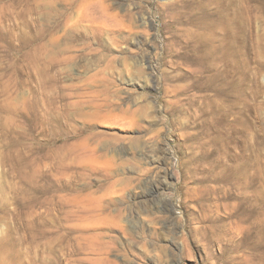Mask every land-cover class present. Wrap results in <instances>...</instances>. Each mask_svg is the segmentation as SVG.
Instances as JSON below:
<instances>
[{"label": "rangeland", "instance_id": "1", "mask_svg": "<svg viewBox=\"0 0 264 264\" xmlns=\"http://www.w3.org/2000/svg\"><path fill=\"white\" fill-rule=\"evenodd\" d=\"M263 221L264 0H0V264H264Z\"/></svg>", "mask_w": 264, "mask_h": 264}, {"label": "bare ground", "instance_id": "2", "mask_svg": "<svg viewBox=\"0 0 264 264\" xmlns=\"http://www.w3.org/2000/svg\"><path fill=\"white\" fill-rule=\"evenodd\" d=\"M233 20V19H232ZM221 31V30H220ZM218 37H220V36H218ZM221 78V77H220ZM222 79V78H221ZM215 111H216V109H215ZM214 113V112H213ZM210 114V113H209ZM217 114H218V112H217ZM227 115V114H226ZM239 115H241L240 113H239ZM211 118V117H210ZM226 118V117H225ZM228 118V117H227ZM236 118V117H235ZM230 120V119H229ZM243 120H244V118H243ZM233 122V121H232ZM211 123V122H210ZM235 125H236V123H235ZM213 126V125H212ZM242 127V126H241ZM239 128V127H238ZM241 129H243V128H241ZM229 132V131H228ZM217 133V132H216ZM243 133V132H242ZM228 136V135H227ZM217 137V136H216ZM241 137V136H240ZM218 139V138H217ZM221 139V138H220ZM224 139V138H223ZM249 139V138H248ZM247 139V140H248ZM250 140V139H249ZM248 142H250V141H248ZM219 143V142H218ZM219 144H221V143H219ZM249 145V144H248ZM247 149V148H246ZM235 150V149H234ZM248 151V150H247ZM249 153V152H248ZM251 153V152H250ZM247 160V159H246ZM244 162V161H243ZM242 163V162H241ZM232 164V163H231ZM240 164V163H239ZM238 166V165H237ZM235 169V168H234ZM233 169V170H234ZM244 169H245V167H244ZM247 169V168H246ZM245 169V170H246ZM235 171V170H234ZM243 172V171H242ZM236 173H238V170L236 171ZM234 175V174H233ZM241 176H242V174H240ZM236 176V175H235ZM240 176V177H241ZM243 179V178H242ZM247 181V180H246ZM245 182V181H244ZM246 183V182H245ZM260 184V183H259ZM261 185V184H260ZM234 187H235V185H234ZM248 187H249V184H248ZM239 189V188H238ZM246 190V189H245ZM43 218V217H42ZM44 219V218H43ZM264 222V221H263ZM258 223V222H257ZM263 225V224H262ZM264 226V225H263ZM37 229V228H36ZM251 229H253V228H251ZM8 234V233H7ZM264 235V234H263ZM8 251V247L6 246V243L5 242H1L0 241V253L1 252H7ZM54 263V262H53Z\"/></svg>", "mask_w": 264, "mask_h": 264}]
</instances>
